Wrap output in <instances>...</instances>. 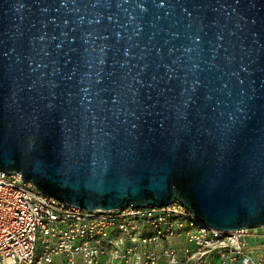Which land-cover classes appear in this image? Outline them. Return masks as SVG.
I'll use <instances>...</instances> for the list:
<instances>
[{
  "label": "water",
  "instance_id": "obj_1",
  "mask_svg": "<svg viewBox=\"0 0 264 264\" xmlns=\"http://www.w3.org/2000/svg\"><path fill=\"white\" fill-rule=\"evenodd\" d=\"M0 172L264 227V0H0Z\"/></svg>",
  "mask_w": 264,
  "mask_h": 264
},
{
  "label": "built area",
  "instance_id": "obj_2",
  "mask_svg": "<svg viewBox=\"0 0 264 264\" xmlns=\"http://www.w3.org/2000/svg\"><path fill=\"white\" fill-rule=\"evenodd\" d=\"M22 180L0 172V264H264L251 250L264 246V227L216 230L178 202L87 211Z\"/></svg>",
  "mask_w": 264,
  "mask_h": 264
},
{
  "label": "rangeland",
  "instance_id": "obj_3",
  "mask_svg": "<svg viewBox=\"0 0 264 264\" xmlns=\"http://www.w3.org/2000/svg\"><path fill=\"white\" fill-rule=\"evenodd\" d=\"M251 250L264 251V246H257V247L251 248Z\"/></svg>",
  "mask_w": 264,
  "mask_h": 264
},
{
  "label": "crops",
  "instance_id": "obj_4",
  "mask_svg": "<svg viewBox=\"0 0 264 264\" xmlns=\"http://www.w3.org/2000/svg\"><path fill=\"white\" fill-rule=\"evenodd\" d=\"M40 251H41V249L39 248V250H38V253H37V256H39V255H40Z\"/></svg>",
  "mask_w": 264,
  "mask_h": 264
}]
</instances>
